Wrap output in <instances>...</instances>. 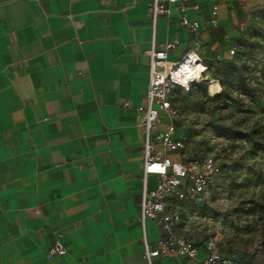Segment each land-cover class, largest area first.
I'll return each mask as SVG.
<instances>
[{"label":"crops","instance_id":"obj_1","mask_svg":"<svg viewBox=\"0 0 264 264\" xmlns=\"http://www.w3.org/2000/svg\"><path fill=\"white\" fill-rule=\"evenodd\" d=\"M150 1L0 0V264H146L136 111L147 104L146 51L153 40L176 41L168 53L176 61L193 38L176 12L153 31ZM237 1L188 10L205 52L218 51ZM212 3L215 29L206 25ZM156 184L150 176L147 189ZM145 234L152 246L163 235L150 220ZM57 238L66 253L47 257ZM201 250L153 264H200Z\"/></svg>","mask_w":264,"mask_h":264},{"label":"rangeland","instance_id":"obj_2","mask_svg":"<svg viewBox=\"0 0 264 264\" xmlns=\"http://www.w3.org/2000/svg\"><path fill=\"white\" fill-rule=\"evenodd\" d=\"M245 3L237 1L218 29V51L205 52L223 92L212 97L195 84L172 96L184 157H211L222 167L199 200L177 207L179 232L196 239L217 235L222 252L238 264H264V3ZM230 49L232 57L222 54Z\"/></svg>","mask_w":264,"mask_h":264},{"label":"built area","instance_id":"obj_3","mask_svg":"<svg viewBox=\"0 0 264 264\" xmlns=\"http://www.w3.org/2000/svg\"><path fill=\"white\" fill-rule=\"evenodd\" d=\"M148 7L153 31L159 17H169L176 12L180 25L186 28L193 38L188 50L176 61L168 59V53L176 41L157 45L153 40L146 51L149 58L147 104L136 108L143 131L144 159L140 176L142 190L139 221L143 229L145 263L153 264L154 259L171 254L196 259L200 254V245V264H238L231 255L222 252L217 235L204 238L198 243L191 236L177 231L183 222L177 204L196 202L222 175L221 165L211 157H184L185 137L176 125L177 111L171 100L177 89H188L193 84H205L206 91L212 97L222 91L220 81L211 73L204 55L205 49L200 38L201 23L187 15L188 10L201 13L203 6L200 0H151ZM205 10L206 25L211 29L218 28V4L207 5ZM225 55L232 57L234 50H227ZM212 88L214 94H210ZM161 116L169 121L161 122ZM156 147L161 150H156ZM150 176L157 180L156 187L151 191L147 189ZM147 220L153 221L163 233L153 246L146 239ZM65 253L66 247L60 238H57L48 249L47 257L63 256Z\"/></svg>","mask_w":264,"mask_h":264},{"label":"trees","instance_id":"obj_4","mask_svg":"<svg viewBox=\"0 0 264 264\" xmlns=\"http://www.w3.org/2000/svg\"><path fill=\"white\" fill-rule=\"evenodd\" d=\"M215 77H216V75L215 74H213ZM217 78V77H216ZM218 80H219V78H217ZM220 81V80H219ZM201 84H203V83H201ZM220 84H221V82H220ZM193 85H195V84H193ZM197 85H199V84H197ZM203 86H204V89H205V91H206V87H205V84H203ZM222 87V86H221ZM207 92V91H206ZM223 92V88H222V91H221V93ZM175 93V92H174ZM220 93V94H221ZM220 94H218V95H215V96H219ZM214 97V96H213Z\"/></svg>","mask_w":264,"mask_h":264},{"label":"bare ground","instance_id":"obj_5","mask_svg":"<svg viewBox=\"0 0 264 264\" xmlns=\"http://www.w3.org/2000/svg\"><path fill=\"white\" fill-rule=\"evenodd\" d=\"M214 94L215 93V91H214V88H212V90H211V92H210V94Z\"/></svg>","mask_w":264,"mask_h":264}]
</instances>
